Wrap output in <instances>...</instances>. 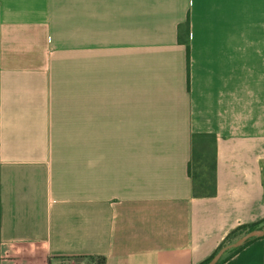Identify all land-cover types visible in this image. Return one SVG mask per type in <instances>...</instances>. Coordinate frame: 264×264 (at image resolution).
Returning a JSON list of instances; mask_svg holds the SVG:
<instances>
[{"label": "crops", "instance_id": "crops-1", "mask_svg": "<svg viewBox=\"0 0 264 264\" xmlns=\"http://www.w3.org/2000/svg\"><path fill=\"white\" fill-rule=\"evenodd\" d=\"M263 218L264 0H0V264H200Z\"/></svg>", "mask_w": 264, "mask_h": 264}, {"label": "trees", "instance_id": "trees-1", "mask_svg": "<svg viewBox=\"0 0 264 264\" xmlns=\"http://www.w3.org/2000/svg\"><path fill=\"white\" fill-rule=\"evenodd\" d=\"M179 35H180L181 41H183L182 36L183 35L185 36L186 41H184V42L186 43L187 47H189V42H188L189 22H187L184 27L180 28ZM215 143H216V137L214 135L199 134V135L193 136V153H192L191 161L189 163V175L191 176L192 181H193V190H194L195 196L211 197V196H214L216 194V182H215V176H214V171H215V157L214 156H212L213 161H212V163H210L211 166H208L211 170V178L209 181L201 178V179H199V182H197V179L199 177H201V173H199L197 175V178L195 179L193 177V172H192L193 163L195 162V159H197L199 161V165L201 167H203L205 161L208 162V155H209L208 152L214 148ZM198 145H201V149L198 148ZM212 155H213V152H212ZM262 229H264V218L257 221V222L240 225V226L236 227L234 230H232L226 236L225 240L221 243V245L219 246L218 249H220L222 246H224L226 244H229V243L236 241V239L241 235H245L249 232H252L255 230H262ZM261 239H264V237H253L250 240H248L244 245H242L238 248L229 250L224 255V257L220 260V262L218 264L226 263L228 260H230L235 255H237L239 252H241L243 249H245L246 247L251 245L253 242H255L256 240H261ZM211 257H209L205 261L201 262L200 264H207L209 262V260L211 259ZM96 264H106L105 258H103V257L97 258Z\"/></svg>", "mask_w": 264, "mask_h": 264}, {"label": "water", "instance_id": "water-1", "mask_svg": "<svg viewBox=\"0 0 264 264\" xmlns=\"http://www.w3.org/2000/svg\"><path fill=\"white\" fill-rule=\"evenodd\" d=\"M253 237H264V229L249 232L243 235L242 237H240L239 239H237L236 241L222 246L220 249L217 250L216 253L213 254V256L211 257V259L207 264H218L229 250L244 245L248 240H250Z\"/></svg>", "mask_w": 264, "mask_h": 264}, {"label": "rangeland", "instance_id": "rangeland-1", "mask_svg": "<svg viewBox=\"0 0 264 264\" xmlns=\"http://www.w3.org/2000/svg\"><path fill=\"white\" fill-rule=\"evenodd\" d=\"M198 148L201 149V145H198ZM208 153H209V155H208V162L205 161L203 167H201L199 165V161L197 159H195V162L193 163V170H192L193 177L196 179L197 178V175L199 173H201V177H199L197 179V182H199V179H201V178L204 179V180L206 179L208 181L211 178V170H210V168L208 166H211L210 163H212V150H210ZM242 236L243 235L239 236L237 239H239Z\"/></svg>", "mask_w": 264, "mask_h": 264}]
</instances>
